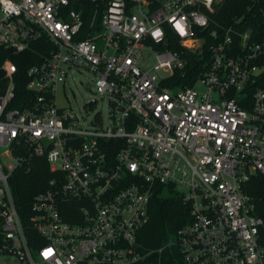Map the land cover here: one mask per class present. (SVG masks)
I'll return each instance as SVG.
<instances>
[{
  "label": "built area",
  "instance_id": "2783aa9c",
  "mask_svg": "<svg viewBox=\"0 0 264 264\" xmlns=\"http://www.w3.org/2000/svg\"><path fill=\"white\" fill-rule=\"evenodd\" d=\"M223 1L0 0V48L50 47L27 72L22 109L17 67L2 66L0 264L139 263L153 251L140 252L138 234L166 190L192 217L159 252L178 246L182 264H264V221L246 193L264 178V33L223 26ZM192 59L201 70L183 87ZM81 70L94 77L90 107L107 105L91 125L56 103ZM41 159L52 176L26 228L11 180Z\"/></svg>",
  "mask_w": 264,
  "mask_h": 264
},
{
  "label": "trees",
  "instance_id": "16d2710c",
  "mask_svg": "<svg viewBox=\"0 0 264 264\" xmlns=\"http://www.w3.org/2000/svg\"><path fill=\"white\" fill-rule=\"evenodd\" d=\"M216 19L225 27L234 25L235 21L241 20L237 25V30L249 32L251 35L264 33V0H224L217 9ZM169 36L172 39L171 35ZM173 40V39H172ZM42 40L35 42L29 50L16 54L12 50L0 48V82L3 84L4 73L2 66L9 60L17 67L14 76L17 100L14 107L24 108V99L29 96L26 86L29 82L28 70L45 60L49 54V44ZM204 61L209 60L210 54L205 51ZM196 66L195 72H190L191 78L186 79L183 87L193 85L194 75L201 70L200 62L192 59ZM205 71V70H204ZM52 173L49 170L45 159L37 160L33 163L32 170L25 172L18 170L11 180V188L17 209L29 228V215L34 197L46 189ZM246 193L250 196L255 205V215L264 221V178L255 176L251 179L246 188ZM150 222L138 234L139 249L142 254L152 252L146 259H142L136 264H182L181 252L178 246L164 248L162 252L158 250L166 244L170 237L189 223L191 220V207L184 203L183 199L175 196L166 198L159 193H155L150 203ZM261 239L264 244V226L261 228Z\"/></svg>",
  "mask_w": 264,
  "mask_h": 264
},
{
  "label": "rangeland",
  "instance_id": "374dc122",
  "mask_svg": "<svg viewBox=\"0 0 264 264\" xmlns=\"http://www.w3.org/2000/svg\"><path fill=\"white\" fill-rule=\"evenodd\" d=\"M94 81V77L87 71H73L69 74L64 86L58 92L56 103L58 108L74 111L82 123L91 125L98 113L107 114L105 101L90 107V103L96 100L94 91L86 86ZM166 198L175 197V193L166 190Z\"/></svg>",
  "mask_w": 264,
  "mask_h": 264
},
{
  "label": "clouds",
  "instance_id": "9594fccd",
  "mask_svg": "<svg viewBox=\"0 0 264 264\" xmlns=\"http://www.w3.org/2000/svg\"><path fill=\"white\" fill-rule=\"evenodd\" d=\"M208 4L210 5L211 4V0H208ZM175 27L179 30L180 33H183L184 32V28L181 27V25L179 23L175 24ZM162 30L160 29H157L154 33H153V36L154 38H159L162 36Z\"/></svg>",
  "mask_w": 264,
  "mask_h": 264
},
{
  "label": "water",
  "instance_id": "95a60500",
  "mask_svg": "<svg viewBox=\"0 0 264 264\" xmlns=\"http://www.w3.org/2000/svg\"><path fill=\"white\" fill-rule=\"evenodd\" d=\"M87 87H89V84L87 85ZM25 168H26V164H23L22 169L25 170Z\"/></svg>",
  "mask_w": 264,
  "mask_h": 264
}]
</instances>
